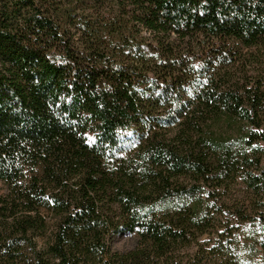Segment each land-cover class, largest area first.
Instances as JSON below:
<instances>
[{"label":"trees","instance_id":"16d2710c","mask_svg":"<svg viewBox=\"0 0 264 264\" xmlns=\"http://www.w3.org/2000/svg\"><path fill=\"white\" fill-rule=\"evenodd\" d=\"M263 158L264 0H0V264H206Z\"/></svg>","mask_w":264,"mask_h":264},{"label":"rangeland","instance_id":"374dc122","mask_svg":"<svg viewBox=\"0 0 264 264\" xmlns=\"http://www.w3.org/2000/svg\"><path fill=\"white\" fill-rule=\"evenodd\" d=\"M264 166V158L261 167ZM2 189V185H0ZM211 194L208 198L212 226L192 245L186 254L193 256L199 248L205 250L204 263L214 264L221 254L226 258L246 257L258 261L261 256L259 243L264 239V196L249 189L242 176H236L221 189L206 188ZM2 191V190H1ZM248 216L247 220L240 219ZM138 240L136 233H122L110 242L114 252H124L135 247ZM220 244V245H219ZM216 246V250H211ZM235 259V258H234Z\"/></svg>","mask_w":264,"mask_h":264}]
</instances>
